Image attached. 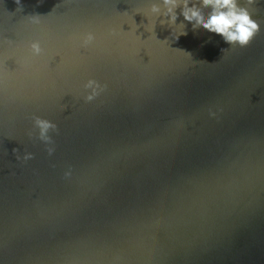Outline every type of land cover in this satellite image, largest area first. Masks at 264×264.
I'll return each mask as SVG.
<instances>
[{"label": "water", "instance_id": "obj_1", "mask_svg": "<svg viewBox=\"0 0 264 264\" xmlns=\"http://www.w3.org/2000/svg\"><path fill=\"white\" fill-rule=\"evenodd\" d=\"M58 2H0V261L264 264V0H239L259 24L246 46L182 15L161 24V0L23 17ZM34 38L46 51L30 59ZM87 75L107 84L92 102L77 98ZM33 112L59 125L52 157L24 136Z\"/></svg>", "mask_w": 264, "mask_h": 264}, {"label": "clouds", "instance_id": "obj_2", "mask_svg": "<svg viewBox=\"0 0 264 264\" xmlns=\"http://www.w3.org/2000/svg\"><path fill=\"white\" fill-rule=\"evenodd\" d=\"M36 2L40 4L44 0H36ZM64 2L65 0H59L46 15L33 13L25 14L23 17L32 23L38 24L42 17L57 11L59 6ZM161 2L163 4L162 16L167 17V21L164 19L160 20L161 24L165 22L175 24L177 16L182 15L184 20L192 22L194 28L203 27L209 32L222 36L224 41L229 44L246 46L259 30L258 22L252 18L247 8L241 6L239 0H161ZM14 4L16 13L23 12L24 0H14ZM177 8L180 9L179 13L176 11ZM151 11L153 13H160V3H152ZM132 20L135 27H139L133 17ZM154 27L155 22L152 21L146 30L154 31ZM180 34L186 33L181 31ZM174 38L178 39L179 35H176ZM95 40L96 34L93 31H86L79 36V45L81 48H87ZM25 49L27 57L30 59L39 58L46 51L43 42L35 38L26 41ZM9 60H14L18 66L19 61L15 57H9ZM2 63L3 61L0 59V65ZM9 70L15 71L16 68H9ZM106 87L107 84L101 82L95 76L87 75L78 85L79 95L77 98L82 99L84 102H92ZM66 107V104H60L61 111ZM30 122V127L25 129L24 136L28 141L33 143L39 142L43 146L47 156L52 157L56 152L55 137L60 132L57 121L48 116L33 112L30 115ZM12 137L15 138L14 136ZM18 141L22 144L20 140ZM12 151L16 156V161L21 164H26L36 157V153L25 146L22 149L14 147ZM63 175L64 177H70L72 175L71 165L65 168ZM0 264H3V262L0 261Z\"/></svg>", "mask_w": 264, "mask_h": 264}]
</instances>
